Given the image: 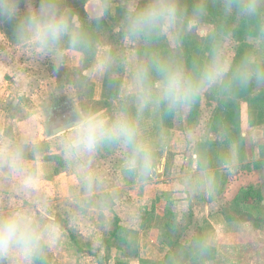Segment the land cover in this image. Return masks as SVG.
Wrapping results in <instances>:
<instances>
[{
  "label": "clouds",
  "instance_id": "1",
  "mask_svg": "<svg viewBox=\"0 0 264 264\" xmlns=\"http://www.w3.org/2000/svg\"><path fill=\"white\" fill-rule=\"evenodd\" d=\"M88 4L87 17H81L67 0H0V43H7L5 33L11 32L16 47L39 58L50 57L56 72L67 62V54L73 63L91 59L97 78L113 67L128 69L120 99L111 109L63 105L45 112L49 128L64 133L62 155L75 177L71 199L80 215L106 208L112 200L95 164L101 151H119L121 171L137 183L148 185L156 179L163 134L146 135V114L179 115L190 112L208 94L232 97L264 88V0H196L190 9L183 0H88ZM117 8L124 47L142 50V57L130 66L111 53L95 62L98 44L93 25ZM212 11L215 24L206 20ZM237 25L244 28L240 48L236 47ZM194 32L204 39L199 54L189 60L181 53ZM217 139L225 143L216 167L232 176L242 143L249 137L242 133L233 139L224 130ZM184 142L196 158L190 161L189 172L177 178L176 187L214 193L219 177L202 147L207 136L192 128ZM40 155L27 139L0 136V167L21 192L39 184ZM138 223V217H133L129 227ZM62 234L63 224L50 219L44 197L16 199L0 209V264H48ZM211 244L208 235H200L189 240L186 248L195 259Z\"/></svg>",
  "mask_w": 264,
  "mask_h": 264
},
{
  "label": "rangeland",
  "instance_id": "2",
  "mask_svg": "<svg viewBox=\"0 0 264 264\" xmlns=\"http://www.w3.org/2000/svg\"><path fill=\"white\" fill-rule=\"evenodd\" d=\"M186 1L189 0H183ZM67 3L81 17H87L88 0H67ZM119 20L120 13L117 8L113 15L103 19L98 26L93 25L98 44L96 63L111 53L123 57L130 66L136 62L134 58L137 59L138 54L142 55L140 48L124 47ZM206 20L209 24L215 23L211 21V15ZM5 35L7 43H0V136L22 137L40 149L37 167L41 180L32 190L21 192L8 178L3 167H0V209L22 197L42 196L48 201L50 219H60L63 224L62 238L49 253L48 264H215L209 261L216 254L214 247L211 246L205 254L195 259L186 248V243L193 237L204 235L199 230V220L191 215L192 208L190 212L179 217L166 215L160 209L154 220V229L144 231L147 226L146 215L140 214L134 208L133 205L139 207L138 203L126 191L119 151H101L95 161L103 177L105 189L112 196L110 205L106 208H94L80 215L71 199L76 182L75 177L67 170L62 155L61 138L64 133L51 137L45 120L46 109L53 104L54 99L66 100L73 108L79 106L82 109H111L119 101L123 83L126 84L128 79V69L113 67L106 76L97 78L92 72L91 59L73 63L71 54H67V62L56 72L54 61L50 57L39 58L26 48H18L11 32H6ZM198 39L202 43L204 38L198 32L190 34L181 55L189 60L194 57ZM243 44L244 36H237L236 47L240 48ZM186 49L188 52H185ZM256 90L259 89L252 88L246 93L227 97L231 103L229 109H235V103L246 99ZM225 100V97L215 94L204 96L186 113L189 121L201 119V106L215 107L214 102L220 108L219 113L225 112L224 108H228L224 107ZM183 114L168 115L167 124L179 130H189L184 127ZM174 156L176 155H171L169 159L173 160ZM131 214L134 217L137 215L139 220L135 228L129 227V220L133 218ZM244 218L256 223L260 242L254 248L245 247L243 252L248 253L242 256L243 262L235 264H264V217L258 216L253 220V216L244 215ZM116 219L126 229L123 233L125 241L112 236L117 226ZM72 235L76 237V241L72 240ZM154 242L164 245L163 252Z\"/></svg>",
  "mask_w": 264,
  "mask_h": 264
},
{
  "label": "crops",
  "instance_id": "3",
  "mask_svg": "<svg viewBox=\"0 0 264 264\" xmlns=\"http://www.w3.org/2000/svg\"><path fill=\"white\" fill-rule=\"evenodd\" d=\"M124 85L123 83L121 90ZM120 96L121 92L118 100ZM225 99L228 101L225 100L224 107L230 106L229 98ZM95 100L98 101L96 98ZM216 102L218 107V100ZM235 104L237 105L235 109L222 107L225 112L220 113L218 112L220 108L216 107L215 102L213 103L215 107L201 106L202 118H196L191 122L187 114H183L184 127L198 128L207 136V144L202 147L205 148L213 170L219 177V186L214 193L186 191L176 187L177 178L189 172L190 161L196 158V154L184 142L188 130H179L177 127L167 125L164 115L146 114L144 121L146 135L163 134V147L158 153L159 170L156 179L148 185H141L122 172L123 183L129 197L138 203L139 207L133 205L134 208H137L140 214L146 215L147 226L144 227V231L154 229V220L160 209L166 215L179 217L190 212L192 208L191 215L199 220V230L212 240L211 246L215 248L216 254L214 259L209 261L215 264L243 262L242 256L248 253L243 252V249L254 248L260 242L256 223H251L252 220H247L244 215L253 216V220L258 216L264 217V88L254 91L246 99L243 98ZM231 112L234 114L233 119L228 117V113ZM185 118H188V121ZM224 130L233 139L239 138L242 133H247L249 137L247 142L242 143L240 161L232 176L223 175L216 167L217 154L225 143L217 139V134ZM174 154L176 156L170 160V156ZM247 190L260 193L262 203L260 202L258 206L242 203L240 198ZM134 214L131 216L134 217ZM155 245L163 252V244Z\"/></svg>",
  "mask_w": 264,
  "mask_h": 264
},
{
  "label": "trees",
  "instance_id": "4",
  "mask_svg": "<svg viewBox=\"0 0 264 264\" xmlns=\"http://www.w3.org/2000/svg\"><path fill=\"white\" fill-rule=\"evenodd\" d=\"M187 6H188V8L190 9L191 7H192V4H194V3H196V1H191V0H189V1H186V2H184ZM210 15H211V21L213 22H215V23H217L218 21H217V18H216V16H215V13H214V11H212L211 13H210ZM215 23H213V24H215ZM243 33H244V28H243V26H241V25H237L236 26V38H237V36H244L243 35ZM94 36H95V34H94ZM239 41H242L241 39L239 40ZM197 43H198V45H197V51H196V55L197 54H199V52L201 51V41H200V39H198V41H197ZM133 51L134 52H136V50L135 49H133ZM185 52H188L187 51V49L185 50ZM195 54H194V56H195ZM185 55H186V53H185ZM139 56H141L142 57V55H141V53H140V55L138 54V56H137V59H135L134 58V61H138L140 58H139ZM228 108H229V106H228ZM233 112V111H232ZM228 113V117L230 116V119H233L232 118V115H234L233 113ZM235 117V116H234ZM164 120L166 121V124H167V120H168V115H164ZM168 125V124H167ZM170 126V125H169ZM172 127V126H171ZM32 157H31V153H29V159H31ZM240 201L242 202V203H246V204H251V205H255V206H257L258 204H260V202H261V196H260V194L258 193V192H256V191H254V190H247L245 193H244V195H243V197L242 198H240ZM57 220V219H56ZM61 223H62V221L60 220V219H58ZM116 228H115V231L113 232V234H112V236H117V238L118 239H121V241H125L126 239H125V235L123 234V233H125L126 232V229H125V227H121V225H120V221L118 220V219H116ZM72 240H74V241H76L77 239H76V237L75 236H73L72 235ZM79 251L81 252V249L79 248Z\"/></svg>",
  "mask_w": 264,
  "mask_h": 264
},
{
  "label": "flooded vegetation",
  "instance_id": "5",
  "mask_svg": "<svg viewBox=\"0 0 264 264\" xmlns=\"http://www.w3.org/2000/svg\"><path fill=\"white\" fill-rule=\"evenodd\" d=\"M52 102H53V104L50 105V107H52V106L61 107L63 105H70L66 100H62V99L61 100L60 99H54V101H52ZM47 130L49 131L50 134H52L55 129L49 128V126L47 124Z\"/></svg>",
  "mask_w": 264,
  "mask_h": 264
},
{
  "label": "water",
  "instance_id": "6",
  "mask_svg": "<svg viewBox=\"0 0 264 264\" xmlns=\"http://www.w3.org/2000/svg\"><path fill=\"white\" fill-rule=\"evenodd\" d=\"M61 133H63V132H57V131L54 130L52 135H51V137L56 136V135L61 134Z\"/></svg>",
  "mask_w": 264,
  "mask_h": 264
}]
</instances>
